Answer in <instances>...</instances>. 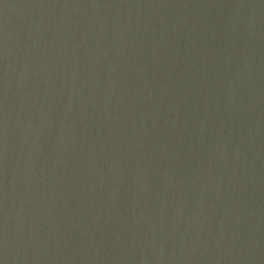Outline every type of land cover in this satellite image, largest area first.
Returning <instances> with one entry per match:
<instances>
[{"label": "water", "instance_id": "obj_1", "mask_svg": "<svg viewBox=\"0 0 264 264\" xmlns=\"http://www.w3.org/2000/svg\"><path fill=\"white\" fill-rule=\"evenodd\" d=\"M0 264H264V0H0Z\"/></svg>", "mask_w": 264, "mask_h": 264}]
</instances>
